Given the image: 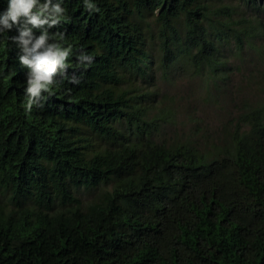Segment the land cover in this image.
Returning <instances> with one entry per match:
<instances>
[{"label": "trees", "instance_id": "1", "mask_svg": "<svg viewBox=\"0 0 264 264\" xmlns=\"http://www.w3.org/2000/svg\"><path fill=\"white\" fill-rule=\"evenodd\" d=\"M55 4L13 20L0 0V189L13 204L0 205V264H264V99L203 147L162 137L169 110L139 87L185 54L223 74L217 43L242 50L255 16L220 27L207 0ZM47 52L58 62L37 84ZM102 186L88 203L76 193Z\"/></svg>", "mask_w": 264, "mask_h": 264}, {"label": "rangeland", "instance_id": "2", "mask_svg": "<svg viewBox=\"0 0 264 264\" xmlns=\"http://www.w3.org/2000/svg\"><path fill=\"white\" fill-rule=\"evenodd\" d=\"M207 1L214 11V21L220 27L229 21L230 24L235 22L234 27L239 28L244 15L255 16L256 36L248 37L242 50L236 48L235 38L225 44L217 43L220 57L228 65L223 74L213 75L206 63H195L194 56L185 54L166 70L159 69L158 65L151 85L144 81L139 86L153 89L154 103L169 110L170 117L160 128L162 137L171 141L191 136L202 146L226 141L243 108L264 99V0L258 8L247 6L241 0ZM230 13L234 15L228 18ZM148 19L150 48L159 60L162 54L161 30L154 18ZM245 37L241 34L240 38ZM106 187L79 188L76 193L88 203L98 198ZM0 205L6 209L13 207L1 189Z\"/></svg>", "mask_w": 264, "mask_h": 264}, {"label": "clouds", "instance_id": "3", "mask_svg": "<svg viewBox=\"0 0 264 264\" xmlns=\"http://www.w3.org/2000/svg\"><path fill=\"white\" fill-rule=\"evenodd\" d=\"M42 1L41 7L48 8L53 14L57 15L55 11V3L57 0H9V11L8 15L12 17L13 20L21 13H27L31 7V4ZM44 2H49L47 5ZM54 21H49L48 26H52ZM42 42V41H41ZM39 46V45H37ZM58 62L57 57L51 52H47L36 57V72H37V84L39 81H48L51 74L55 71V65ZM35 91V89H33Z\"/></svg>", "mask_w": 264, "mask_h": 264}]
</instances>
